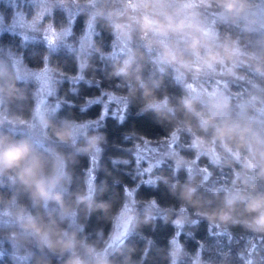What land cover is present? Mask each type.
Returning <instances> with one entry per match:
<instances>
[{
	"label": "clouds",
	"instance_id": "clouds-1",
	"mask_svg": "<svg viewBox=\"0 0 264 264\" xmlns=\"http://www.w3.org/2000/svg\"><path fill=\"white\" fill-rule=\"evenodd\" d=\"M34 2L38 18L54 13V0ZM81 14L90 26L103 25L123 54L89 39L77 54L78 71L117 82L118 98L170 135L151 166L159 169L151 186L163 185L178 205L125 190L116 207L106 181L79 180L80 159L99 156L107 133L60 115L39 92L28 117L11 111L27 100L26 82L48 88L51 77L0 58V264H149L153 256L161 264H229L230 254L219 261L206 254L212 245L201 242L193 252L177 238L201 222L210 235L239 228L264 240V0H88ZM217 24L239 32L222 33ZM96 57L106 66L98 68ZM167 76L179 95L168 92ZM248 79L247 92L235 94ZM112 159L114 166L127 161ZM217 172H227L225 182ZM93 216L109 230L89 231ZM158 222L175 229L166 246L144 235ZM238 256L242 264H264V250Z\"/></svg>",
	"mask_w": 264,
	"mask_h": 264
},
{
	"label": "trees",
	"instance_id": "trees-1",
	"mask_svg": "<svg viewBox=\"0 0 264 264\" xmlns=\"http://www.w3.org/2000/svg\"><path fill=\"white\" fill-rule=\"evenodd\" d=\"M76 1L78 4L88 3V0ZM0 11L8 23L12 18V11L4 4L0 5ZM60 13L59 10H56L54 13L56 17L53 19V22L57 28H63L66 25V19L63 17L61 23V17L57 19L59 15L62 16ZM86 21V16L80 12L73 23V33L70 39L72 42H75L81 37ZM216 26L222 33L236 35L239 32L238 29L232 26L219 24ZM93 39L106 53H112L115 39L103 25H95ZM0 49V58L5 59L10 53L15 57H19L31 69H41L48 64L54 72L55 77L63 76V78H73L79 73L76 55L66 48H58L56 51H51L42 41L24 42L20 36L7 33L0 38ZM93 63L98 68L106 66L102 64L99 57H96ZM149 71H153V69L150 67ZM83 76L84 79L76 84H71L67 81L60 82V92L67 91V94L64 96L62 108L59 109L60 115L71 114L73 118L79 121L93 120L101 115L102 106L100 103H95L84 109L89 100L98 98L104 92H112L120 95L119 90L116 88L117 82L105 80L100 71L93 72L90 70L87 73H83ZM165 83L170 94H180V86L175 84L171 76L165 77ZM252 84L253 81L251 79L241 81L233 88V92L237 95L244 94ZM70 85L73 86L74 91L68 88ZM24 87L26 89L27 100L20 105L12 106L11 111L28 117L35 101V86L31 82H26ZM81 109L84 110L81 111ZM99 130L107 133L108 144L102 153L96 183L106 181L110 188H114L117 194L116 207H119L120 197H122L126 187L135 188V195L137 197H144L146 199L155 197L161 206L178 205V202L171 198L163 185L158 189H153L151 185L145 183L147 177L141 175L139 163H137L135 158L134 153L140 142L150 141L158 143L170 138V135L155 123L152 116H139L137 114V108L129 106L123 121L108 116ZM185 154H188V152ZM114 157L126 159L128 163L114 166L112 159ZM199 164L202 169L209 168L207 161L202 160ZM162 167H166V164H163ZM89 168L90 159L81 158L75 168L77 178L81 181L86 180ZM157 171L159 169H154L152 178ZM216 176L219 182H225L227 172H217ZM180 178L183 179V174H181ZM114 180H117L119 183L113 185ZM104 198L108 199V196ZM97 227H103L105 232H107L110 225L98 222L96 217L93 216L88 230L92 231ZM143 232L146 237L154 239L158 245L166 246L168 239L175 234V229L170 224L165 225L162 222H158L155 230L146 227ZM178 238L184 241L188 249L193 252L198 247H203L201 242L212 245L206 254L217 261L221 260L226 254H230L229 264H242L238 253L245 248H248L249 251L264 250V240H252L239 228L233 229L228 234L222 230L213 228L212 235H210L207 222H201L197 229L179 233ZM136 242L141 248L144 246L143 241L137 240ZM149 264H161V262L158 257L153 256Z\"/></svg>",
	"mask_w": 264,
	"mask_h": 264
},
{
	"label": "rangeland",
	"instance_id": "rangeland-1",
	"mask_svg": "<svg viewBox=\"0 0 264 264\" xmlns=\"http://www.w3.org/2000/svg\"><path fill=\"white\" fill-rule=\"evenodd\" d=\"M54 3L56 5L54 13L56 10H59L61 12L60 14L62 15H59V17H57V19L61 17L60 23L63 21L62 17L66 19V25L63 28L55 27L53 19H55L56 16H54V13L52 15H47L38 18L36 15V10L39 5L35 3L34 0H0V5L4 4L8 9L12 11V18L8 23L6 22L4 16L0 11V38L4 34L9 33L12 35L20 36L24 42L42 41L48 46L51 51H56L58 48H66L67 50L73 52L77 57V54L82 50V45L86 43L89 39H93L95 34V26H90L86 21L85 28L81 37L75 42H72L70 40L73 33V23L77 15L81 12L82 7L86 6L88 3L78 4L76 0H54ZM90 10L91 9L89 8V11ZM207 14L211 16V13ZM112 53L123 54L122 47H120L115 40ZM5 59H7L10 64L29 68L23 63V61L19 57H15L10 53L5 57ZM31 70L35 72H43L47 76L51 77V84L48 86V88H45L42 83H31H33L35 86V94L39 92V97L42 98L47 104H50L54 107L59 108V106L57 105V103H59L61 105L59 109L62 108V105L64 103V96L67 94L66 90L62 91V93L60 92V82L67 81L71 84H76L84 79L83 74H81L80 72L77 74L76 77L73 78H63V76L55 77L54 72L48 64L41 69ZM208 84L212 86H218L220 84H223V81H209ZM49 88L53 89V94H49ZM68 88L72 91L75 90L71 85ZM109 96H115L117 98L115 100H110ZM118 97L119 95L114 94L112 92H104L98 98L89 100L100 101L99 103L102 106L101 115L104 113L105 105H107V115H105L99 125L96 126L98 129L103 126V123L105 122L108 116L115 117L119 121H121L119 117L122 116L124 120L129 105L122 107V105L119 103L120 99ZM36 99L37 96L35 95V100ZM93 104L87 103L84 109L92 106ZM100 116L96 119L88 121H91L93 124H95V122L100 119ZM170 139L171 137L158 143L143 141L137 145L134 153L136 161L138 155L148 157L147 159H142L139 162L140 170L152 168V164L155 163L156 159L160 158V154L166 149ZM102 153L96 157L95 161H93L92 158H89L90 168L87 171L86 180L94 177V182L96 183V176L97 171L100 167ZM189 154L191 155L190 152H188L187 155ZM153 171L154 169L152 168V172ZM89 172L92 173V177L89 176ZM152 172L148 173L147 171H143L141 172V175L146 176L147 180L152 179ZM126 190L132 191L135 195V188L126 187ZM178 235L179 233L177 234V238Z\"/></svg>",
	"mask_w": 264,
	"mask_h": 264
},
{
	"label": "snow or ice",
	"instance_id": "snow-or-ice-1",
	"mask_svg": "<svg viewBox=\"0 0 264 264\" xmlns=\"http://www.w3.org/2000/svg\"><path fill=\"white\" fill-rule=\"evenodd\" d=\"M109 99L110 100H115L116 99V97L115 96H109ZM100 101H89L88 103L89 104H93V103H99ZM119 103L122 105V107L123 106H126V104H124L121 100L119 101ZM57 105L59 106V108L61 107V105L59 104V103H57ZM84 109H81V111H83ZM107 111H108V109H107V105H105V108H104V113L100 116V119L99 120H97L96 122H95V126H98L99 125V123L103 120V118H104V116L105 115H107ZM119 119L122 121L123 120V117L121 116V117H119ZM148 157H144V156H142V155H138L137 156V163H139L142 159H147ZM96 160V157L95 158H93V161H95ZM156 161H158V159H156ZM155 161V162H156ZM117 165H119L120 163L119 162H115ZM128 163V161H126L125 162V164H127ZM139 171H141V172H143V171H147L148 173H151L152 172V168H147V169H141V170H139ZM89 176L90 177H92V173L91 172H89ZM90 181H94V177H92L91 179H89ZM145 183H147V184H149V185H151V183H152V180L151 179H148V180H146L145 181ZM129 194L131 195V194H133V192L132 191H129Z\"/></svg>",
	"mask_w": 264,
	"mask_h": 264
}]
</instances>
